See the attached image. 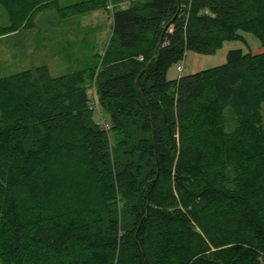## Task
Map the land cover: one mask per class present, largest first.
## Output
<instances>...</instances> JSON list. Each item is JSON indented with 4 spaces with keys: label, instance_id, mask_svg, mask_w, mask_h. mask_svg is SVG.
I'll return each instance as SVG.
<instances>
[{
    "label": "trees",
    "instance_id": "trees-1",
    "mask_svg": "<svg viewBox=\"0 0 264 264\" xmlns=\"http://www.w3.org/2000/svg\"><path fill=\"white\" fill-rule=\"evenodd\" d=\"M59 2L0 0V37L109 4L113 35L93 68L0 78V257L264 264V51L167 78L241 33L264 50V0Z\"/></svg>",
    "mask_w": 264,
    "mask_h": 264
},
{
    "label": "rangeland",
    "instance_id": "rangeland-1",
    "mask_svg": "<svg viewBox=\"0 0 264 264\" xmlns=\"http://www.w3.org/2000/svg\"><path fill=\"white\" fill-rule=\"evenodd\" d=\"M119 1L120 6L129 7L132 0ZM97 12L99 13L68 20L58 33L33 29L0 37V78L40 66L49 67L53 77H61L96 66L99 55L103 54L100 52H104L110 43L114 25L112 8ZM241 35L246 43L226 42L224 47L212 56L188 52L180 63L170 68L167 74L168 80H177L182 76L223 66L227 63L228 54L231 51L263 53L264 50L257 38L247 33H241ZM98 39L101 41L100 44H97ZM179 66L184 68L182 74L178 71ZM100 118L102 116L96 113V120ZM0 264L11 263L0 257Z\"/></svg>",
    "mask_w": 264,
    "mask_h": 264
},
{
    "label": "built area",
    "instance_id": "built-area-1",
    "mask_svg": "<svg viewBox=\"0 0 264 264\" xmlns=\"http://www.w3.org/2000/svg\"><path fill=\"white\" fill-rule=\"evenodd\" d=\"M186 2H183L182 1V3H181V6H180V12L182 13H186V12H188L189 11V8H190V4H191V1L192 0H185ZM109 7L110 8H114V5H112V4H109ZM121 8H126V6L125 5H122V6H120ZM174 30H175V28H174V26L172 25L170 28H169V30H168V34H173L174 33ZM165 45H167V43H165ZM178 71H179V73L180 74H182L183 73V71H184V68H183V66H179L178 67ZM104 123V122H103Z\"/></svg>",
    "mask_w": 264,
    "mask_h": 264
},
{
    "label": "crops",
    "instance_id": "crops-1",
    "mask_svg": "<svg viewBox=\"0 0 264 264\" xmlns=\"http://www.w3.org/2000/svg\"><path fill=\"white\" fill-rule=\"evenodd\" d=\"M81 0H60V6L61 7H66V6H69V5H72V4H75V3H77V2H80ZM96 13H99V12H95V13H93V14H96ZM93 14H91V15H93ZM79 17H81V16H79ZM71 19H73V18H71ZM71 19H67V20H64L62 23H61V25H60V27H61V29L59 30V31H57L56 33H58V32H60L63 28V25H64V23L65 22H67L68 20H71ZM42 21L43 20H45V19H41ZM47 24H45V26H46ZM48 27V26H47ZM98 38V37H97ZM100 39H98V42H97V44H100ZM100 53H103V52H100Z\"/></svg>",
    "mask_w": 264,
    "mask_h": 264
}]
</instances>
